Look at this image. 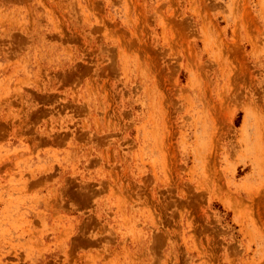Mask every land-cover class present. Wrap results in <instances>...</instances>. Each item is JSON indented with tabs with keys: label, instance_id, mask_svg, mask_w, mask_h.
<instances>
[{
	"label": "rangeland",
	"instance_id": "obj_1",
	"mask_svg": "<svg viewBox=\"0 0 264 264\" xmlns=\"http://www.w3.org/2000/svg\"><path fill=\"white\" fill-rule=\"evenodd\" d=\"M0 264H264V0H0Z\"/></svg>",
	"mask_w": 264,
	"mask_h": 264
}]
</instances>
